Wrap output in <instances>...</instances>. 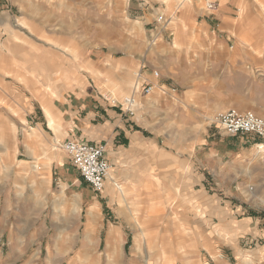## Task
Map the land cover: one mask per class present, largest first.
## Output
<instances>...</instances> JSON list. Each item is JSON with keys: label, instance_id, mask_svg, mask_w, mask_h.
Returning <instances> with one entry per match:
<instances>
[{"label": "rangeland", "instance_id": "1", "mask_svg": "<svg viewBox=\"0 0 264 264\" xmlns=\"http://www.w3.org/2000/svg\"><path fill=\"white\" fill-rule=\"evenodd\" d=\"M191 3V0H20L15 21L19 46L11 52L18 67L15 73L9 74V82L2 85L0 92L2 97L9 96L0 101V106L4 107L6 101L14 100L16 93L17 105L11 109L10 117L15 121L14 139L19 146L32 128L43 123L35 91L42 84L55 86L60 71L68 82H72L81 68L90 89L99 90L111 105L124 111L123 97L130 93L119 99L110 90L112 85L120 84L129 76L130 71L124 64L133 60L132 71L139 74L148 71L153 79L163 78L152 63L160 61L156 55L159 50L173 45L176 39L173 30L178 23L185 24L179 14L185 13ZM216 12L206 14L211 16ZM159 15L163 16L161 22L157 20ZM135 21L142 24V32L133 24ZM47 32L51 37L45 36ZM257 38L264 42V35ZM40 40L47 43L45 50L50 58L47 67L33 65L35 59L44 56ZM62 41L64 43L60 45ZM195 42L200 43L202 39L196 37ZM217 42L218 38L210 40L214 45ZM145 49L149 50L147 59ZM0 58H4V54ZM89 70L96 71V74L92 76ZM155 71L159 73L158 78L153 76ZM204 75L206 80H211L205 81L201 93L197 92L189 100L192 106L188 110L196 122L202 121L206 126L211 123L220 129L213 118L228 109L252 111L264 118V79L255 78L240 66L228 65L224 60L215 61L210 72ZM143 82L144 78L139 76L131 91L137 93L143 104L130 115L137 118L143 115L150 119L146 107L152 105L155 94L162 98L172 91L177 95L181 91L175 80L167 77L166 85L144 94L137 89ZM172 82L175 84L170 85ZM129 85L133 86L134 82ZM50 102L56 103L55 99ZM200 132L201 135L207 133L205 129ZM198 133L197 130L196 141L200 142H196V152L205 146ZM171 136L186 139L185 132H175ZM226 136L234 141L221 142L230 152L225 165L232 175L226 182L227 193L211 194L210 202L228 214H233L237 205V217L244 218L245 223V218L250 215L259 221V228L253 232L249 230V234L239 239L230 237L220 243L215 239L201 241L192 234L185 236L177 232L183 228L172 221L178 210L171 206L164 216L165 226L157 228L160 246L163 245L171 264H264V159H258L263 153H258L257 139L251 135ZM10 140V131L0 135V141L7 145ZM51 150H56L54 144ZM56 152L60 163L49 177L46 189L42 175L37 176L44 171L41 165L39 170H32L28 163L17 162L15 158L13 161L0 160V264H114L113 261L117 264H155L152 260L154 253L144 251L145 247L141 252L135 248L138 232L134 223L140 222L147 231L153 228L151 221L143 218L138 197H134L135 204L127 205L119 204L117 197L115 201L106 197L105 184L101 193L94 192L82 182L66 154L61 149ZM71 177H75L74 183L69 181ZM202 187L196 185L195 193ZM177 191L174 185L167 188L174 200ZM78 192L81 198L76 194ZM102 195L105 198H101ZM96 202L99 207L97 215H100L89 227L88 211ZM75 205L80 208L77 215L72 213ZM120 205L125 209L123 215L116 213ZM132 205L131 210H126ZM198 214L207 215L200 210ZM112 228L121 233L120 250L110 248L108 237ZM213 236L214 233L210 237ZM119 253L121 258L116 257ZM112 255L113 258L109 259L108 256ZM143 255L148 262L142 259Z\"/></svg>", "mask_w": 264, "mask_h": 264}, {"label": "crops", "instance_id": "2", "mask_svg": "<svg viewBox=\"0 0 264 264\" xmlns=\"http://www.w3.org/2000/svg\"><path fill=\"white\" fill-rule=\"evenodd\" d=\"M211 1L217 3L218 9L215 14L209 16L206 14L205 5ZM191 2L185 13L179 14V19H184L185 24L183 23V26L178 23L173 30L172 35L176 38L173 45L159 50L156 55H159L160 61L152 63L153 67L161 71L163 78L153 79L148 71L142 74L132 71L135 65L132 60L124 64L130 71L129 76L110 88L112 94L119 99L123 94L130 93L128 95L133 100L131 107L134 110L139 108V105L140 108L143 107L137 93L131 92L139 76L151 84L153 90L166 85L167 77L174 79L181 89L180 94L172 91L173 94H165L162 98L155 94L152 105L146 107V115H150L149 120L143 115L138 118L136 115H127L120 108L111 105L107 96L99 90L90 89V84L84 81L81 68L72 82H68L63 71H60L55 86L42 84L35 91L34 96L40 104L43 123L32 128L20 146L14 139L15 121L10 117L11 109L17 105L16 93L13 92L14 100L6 101L5 107L0 106V135L10 131L11 136L8 145L5 141H0V160L13 161L15 158L17 162L28 163L32 170H39L41 165L44 171L37 176L42 175L45 189L48 187L49 177L51 178L60 163L56 150H60L59 145L62 142L77 139L105 145L106 158L112 166L105 181V195L113 201L117 197L119 204L127 205L135 204L134 197H138V207L143 213V218L150 220L153 228L147 231L140 222L134 223L138 232L135 248L141 252L145 247L144 251L154 253L152 260L155 264H171L163 245L160 246L157 232L158 227L165 226L164 216L171 206L178 210L172 221L183 228L177 232L185 236L192 234L201 241L215 239L220 243L230 237L239 239L259 228L256 218L249 215L244 223V218L237 217V205L234 206V213L228 214L211 204L210 196L227 193L226 182L232 175L225 165L230 152L221 142L234 141L213 124L206 126L202 121L196 122L188 109L192 106L189 100L197 92L201 93L205 81L211 80H206L204 73L210 72L215 61L224 60L228 65L240 66L255 78L264 79V42L258 41L257 38L258 35H264V0ZM19 9L20 0H0V55L4 54V58H0V92L2 85L8 84L9 74L15 73L18 67L12 60L11 52L19 46V32L15 23ZM133 24L139 31H143L142 24L138 21ZM45 36L51 37V33L47 32ZM196 37L201 38L202 42H195ZM212 37L218 38L217 44L210 43ZM231 40L233 42L229 44ZM40 42L44 56L35 59L33 65L47 67L50 59L49 52L47 54L45 50L47 43L44 40ZM59 43L63 45L64 42ZM148 53L149 50L145 49L146 59ZM89 72L92 76L96 74L94 70ZM131 82H134L133 86L129 85ZM8 98V95L2 97L0 93V101ZM52 99H55L56 103L51 104ZM25 108L28 109L27 106ZM262 113L264 115V109ZM203 129L207 133L201 135L200 131ZM197 130L205 146L196 152V142H200L196 141ZM175 132H185L186 139L170 137ZM52 144L56 150H51ZM258 153L260 154V151ZM263 155L258 159L262 161ZM22 163L20 165H23ZM69 181L74 183L76 179L71 177ZM82 182L86 184L83 180ZM171 185L178 188L176 200L171 199L170 193L167 192ZM196 185L203 187L195 193ZM76 194L81 198L79 192ZM101 198L105 196L102 195ZM131 207L133 205L128 206L126 210H131ZM79 209V206L75 205L73 215H77ZM199 210L207 215L202 217L198 214ZM98 212L96 202L89 208L87 226L92 227L99 218ZM116 213L123 215V206L117 209ZM212 233L213 238L210 237ZM108 241L110 248L120 250L122 237L119 229L110 230ZM116 257L121 258L122 254L119 253ZM108 258H113V255ZM142 259L148 262L144 255Z\"/></svg>", "mask_w": 264, "mask_h": 264}, {"label": "built area", "instance_id": "3", "mask_svg": "<svg viewBox=\"0 0 264 264\" xmlns=\"http://www.w3.org/2000/svg\"><path fill=\"white\" fill-rule=\"evenodd\" d=\"M218 5L215 2H207L206 13L211 14L217 11ZM158 22L163 21V16L159 15ZM155 78L159 77L157 71L153 72ZM144 94H150L153 86L143 82L137 89ZM126 103V104H125ZM130 99H126L124 112L133 114V109L129 106ZM215 125L230 136L251 135L257 139L256 148L264 154V118L256 115L252 111H239L228 109L218 113L214 118ZM59 148L66 154L69 161L79 172L81 179L94 191H102L105 181L111 170V164L106 158V147L100 143H89L82 140L71 139L62 142Z\"/></svg>", "mask_w": 264, "mask_h": 264}, {"label": "bare ground", "instance_id": "4", "mask_svg": "<svg viewBox=\"0 0 264 264\" xmlns=\"http://www.w3.org/2000/svg\"><path fill=\"white\" fill-rule=\"evenodd\" d=\"M123 94V93H122ZM126 99H130V103H129V106L131 107L132 106V103H133V100L130 96H126V97H123V101L125 102ZM126 104V103H125ZM132 109V107H131Z\"/></svg>", "mask_w": 264, "mask_h": 264}]
</instances>
